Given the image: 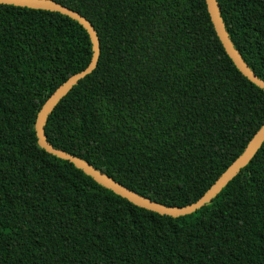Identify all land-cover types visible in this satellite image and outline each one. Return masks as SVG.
I'll list each match as a JSON object with an SVG mask.
<instances>
[{"label":"trees","instance_id":"obj_1","mask_svg":"<svg viewBox=\"0 0 264 264\" xmlns=\"http://www.w3.org/2000/svg\"><path fill=\"white\" fill-rule=\"evenodd\" d=\"M100 39L96 68L49 115L48 140L155 201H197L264 122L205 0H54ZM264 79V0H218ZM93 54L58 12L0 4V264H264V143L208 203L138 206L38 143L47 98Z\"/></svg>","mask_w":264,"mask_h":264},{"label":"water","instance_id":"obj_2","mask_svg":"<svg viewBox=\"0 0 264 264\" xmlns=\"http://www.w3.org/2000/svg\"><path fill=\"white\" fill-rule=\"evenodd\" d=\"M205 1L211 21L227 53L232 58L238 69L248 79H250L257 86L264 90V79L259 77L249 66V64L245 61L242 54L231 39L222 18L218 0ZM0 4L25 7L34 10L58 12L77 21L80 25H83L87 29L92 41L93 54L91 61L84 70L72 75L60 86H58L57 89L43 103L36 117V135L39 145L43 147L47 152L52 153L60 158L69 160L77 168L81 169L87 175L91 176L98 183L128 199L130 202L164 215L182 216L190 214L211 201L221 191V189L226 186V184L230 182L241 171V169L252 160V158L256 155L258 150L263 145L264 122L250 139L242 153L225 169V171L217 178V180L210 186V188L197 201L185 206L166 205L130 189L109 174L92 165L87 160L77 155L71 154L61 148L55 147L48 140L45 133V125L53 109L57 106L60 100L73 88V86L76 85L79 80L84 78L87 74H90L98 64L100 56V39L95 27L86 17L54 0H0Z\"/></svg>","mask_w":264,"mask_h":264}]
</instances>
